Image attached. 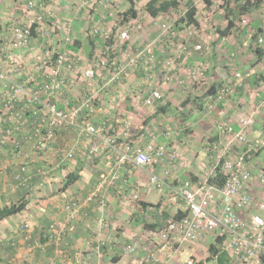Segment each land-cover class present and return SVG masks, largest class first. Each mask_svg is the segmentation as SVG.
<instances>
[{
    "label": "built area",
    "instance_id": "1",
    "mask_svg": "<svg viewBox=\"0 0 264 264\" xmlns=\"http://www.w3.org/2000/svg\"><path fill=\"white\" fill-rule=\"evenodd\" d=\"M104 1L114 0H85L81 4L92 9L95 4L104 5ZM189 2L196 10L195 17L207 6L205 0H186L183 8H179L173 18H153L146 13L148 17L158 19V27L142 41H139V34L145 26L144 16L139 13L135 17L124 16L113 5L109 8L104 5L110 10L106 12V16L109 14L112 21L108 26L99 24L92 28L91 34L100 40L94 42L87 66L79 68L78 55L65 50L64 45L73 42L70 25L65 24L67 30L63 42L59 41L55 46L48 44L32 55L35 71L30 72L21 61L13 57L19 50L29 48L38 35L37 32L51 35L57 22L53 20L49 27H43L46 18L53 19L55 16L50 9L49 0H26L25 11L33 15L28 24L8 22L0 26V79L4 82L0 92L3 109L0 145L11 142L15 148H19L20 142L12 137L14 132L22 130L25 116L31 114L35 117L29 127L32 150L35 153L48 152L58 134L69 127L75 128L77 137L92 140L83 149L80 156L83 161L112 153L111 169L102 178V184L118 179L119 170L124 167L147 169L157 166L163 160V147L151 141L139 145L132 137L131 123L113 113L118 103L114 102L109 107L105 105L110 103L108 98L118 90L128 75L141 68L144 70L143 82L136 97L145 106H154L162 101L159 84L178 81L186 89L203 87L206 83L204 73L207 65L203 61L187 65V60L194 53H204V43L209 42L211 37L210 34L206 38L198 34L202 24L196 26L187 21L185 14ZM210 2L209 9H203V21L200 19L209 23V26L212 25L215 14L224 12L227 0ZM236 24L245 26L248 19L243 16L242 20H236ZM33 25L34 31H37L34 36L31 34ZM187 33L200 36L202 40L191 41V37L186 36ZM257 42H262L261 36ZM240 75L236 71L231 79H223L214 84V94L206 96L208 102L205 106L208 111L233 94L234 87L241 85ZM71 88H78L80 92L74 99L68 95ZM113 100L116 101L115 97ZM103 106L111 109L110 117L97 126L92 117L96 109ZM251 122V118L242 119L239 131L233 136L242 142L245 150L235 158L224 159L220 164L219 169L225 176L222 187L210 185L206 179L197 182L184 180L178 186L170 185L157 173L148 174L152 186L159 191L167 187L171 195L178 197L188 209V216L181 223H172L167 229L155 231L161 253L167 255L172 252L171 242L199 244L203 241V236L209 234L213 241L216 237L222 238L221 248L232 257V264H261L264 256V190L260 191L263 195L261 197H256L250 191L252 176L247 163L251 155L264 146V140L247 141L243 129ZM115 126L120 130L116 131ZM225 128L230 130L227 124ZM73 142V145L62 146L56 151L61 159L70 160L75 157L78 140ZM49 173L50 170L47 169L39 171L43 177ZM211 173L214 174L212 170ZM15 179L20 185L26 186L31 176H24L21 170L15 174ZM258 179L264 184V171H260ZM261 187L264 189V186ZM93 195L94 193L90 194L89 200ZM132 198L138 200L137 194L133 193ZM80 207L78 201L71 199L64 204L63 209L67 212L68 219L74 220ZM49 230L50 239L56 242L61 239L62 231L55 224ZM141 245L139 238L134 239L126 244L124 252L133 254ZM194 263L193 258L186 261V264ZM141 264L163 262L150 253ZM203 264L212 263L205 256Z\"/></svg>",
    "mask_w": 264,
    "mask_h": 264
},
{
    "label": "crops",
    "instance_id": "2",
    "mask_svg": "<svg viewBox=\"0 0 264 264\" xmlns=\"http://www.w3.org/2000/svg\"><path fill=\"white\" fill-rule=\"evenodd\" d=\"M78 1L52 0L49 5L52 9L56 5L54 9L55 20L60 30V33H58L61 34L55 39V42L56 40L63 42L67 30L65 24H69L72 41H76L77 44L80 42V47L75 51L79 57L78 64L85 66L90 63L94 42L100 40L99 37H96L94 41L92 40L93 43L91 42L90 39L94 37L91 34V29L99 24L108 26L112 21V17L109 14V16H106L110 10L103 6H94L90 14L86 15L85 11L89 12V10L82 4V7H77V4L74 3H78ZM132 1L136 3V0ZM119 3L120 5L115 7L118 11L119 9L117 8L119 6L121 10H126L130 5L126 0H119ZM8 8L9 11H5V6L0 0V23L2 24L6 23V21L13 22L18 16V7H16L15 2ZM135 8H137L136 4ZM260 11H263V9H259L257 16L254 15L253 17L252 23L254 25L255 23H260L258 18L260 17ZM196 19L199 24H202L201 16L197 15ZM220 23H222V20H219ZM224 26L221 27L223 28ZM221 38L215 40L214 43L221 45L222 41H224L223 39H225ZM227 42L225 46L227 50H231L233 41L232 43L229 40ZM41 43L42 39L38 37L37 42L33 43L34 45H30L27 49L19 50L13 59L21 61L24 68L34 72L33 56L36 53L34 51L39 49ZM204 58L205 56L194 53L188 58L187 65L199 61H203L207 65L204 73V81L206 83L203 85V92H200V94L208 96L207 91L210 86L214 85L215 78L222 76L212 75L208 68L207 60ZM142 73L144 72L135 71L128 75L126 80L119 85L118 90L108 98L110 103L105 106L109 107L114 102L118 103L117 108L121 109L123 118L127 119L131 125H134V128H131V134L135 133L133 138H136L137 143L143 145L151 141L163 147V160L157 166L148 167L147 169H138L132 166L124 167L119 170L118 179L112 183L102 184V178L111 169L112 153L98 156L92 162H89L90 165H84L79 161V157L82 155L83 149L92 140L79 137L75 157L70 160L61 159L56 151L62 146L73 145V141L78 139L75 128L69 127L58 134L57 138L51 143L48 152H40V155L37 156L38 154L32 150L31 144L32 138L29 127L32 121L35 120V117L31 114L25 116L23 119L25 124L22 130L14 132L12 137V139L20 142V147L15 148L11 142L0 145V209L17 202L21 198L26 200L23 210L0 221V264H141L146 259L147 254L150 253L159 258L163 264H186L189 258H193L195 261H202L205 256H208L207 246L213 241L212 236L209 234H205L203 241L199 244H188L181 241L171 242L172 252L167 255L163 252L161 253L162 250L159 248V241L155 231L143 228L134 218L130 219L131 215L138 211V205H134L132 202L134 200L132 194L136 193L138 200L150 203L160 202L161 207L170 214L175 212V210H183L184 203L181 200L176 203L174 196L168 193L167 187L160 191L157 190L147 180V174L155 172L163 177L167 184L174 185L178 184V181L186 175V172H189L188 169L202 170L200 167L208 163L206 160L202 159L203 164L197 166L193 164V161H198L196 146L190 142L194 130L191 132L184 131L185 134L183 133V135L180 127L184 128V123L199 122L205 115L211 114L216 108L223 107L221 110H224L225 102L221 103L220 107L217 103L211 111H208L206 107L201 110L188 103L183 105V100L178 106L180 109H187L189 116L186 117L187 113L181 114L182 112H180L178 118H176L185 119L184 123L181 122L182 124L180 123L178 129L176 128V122L171 123L170 129L168 126H163L160 122L162 121L160 117L164 113L158 108L163 107L167 112L172 110L173 98L179 93L184 94L183 89L185 87L180 83H178L179 86L176 83L171 85L159 84V89L162 92V101L154 106H145L140 104L136 97L142 86ZM3 83V80L0 79V92L3 90ZM185 91L188 93L193 92L196 96L199 94V92L195 93L194 88ZM79 94L78 88H71L68 93L72 99ZM113 97H115L116 101L113 100ZM203 100L208 102L207 97H203ZM170 101L172 104H170ZM57 105L61 108L60 103ZM107 107L103 106L96 109L92 117L95 125H100L102 121L110 117L111 109ZM230 111L233 114L239 112L238 107L232 108ZM254 112L258 113V110L256 109ZM257 113L253 114V120L255 119L254 115L257 120L260 117L264 118V112ZM118 117L122 118V116ZM2 118L3 109L0 98V121H2ZM225 120L227 119L218 122L215 127L218 130L226 129L225 123L227 121L224 122ZM3 123L6 124L5 122ZM227 125L229 126L228 128L236 130L239 124L238 122L233 124L228 122ZM116 126H119V124ZM116 126L115 130H120ZM201 126L202 124H200ZM135 130L137 131L135 132ZM219 133L217 130L215 131L217 140L224 136ZM186 135L189 137H186ZM188 144H190L189 149L193 153L188 155L193 157L191 162H187V156L181 155L182 153L179 151V148H184ZM183 152L185 151L183 150ZM258 157L254 153L248 161V167L252 168L253 172L256 170L262 171L258 166V163H260ZM41 169L50 170L49 175L46 177L41 176L39 174ZM21 170H23L24 176H31L26 186L20 185L15 179V174ZM71 172L78 173V177L68 187L61 190V186L66 180V174ZM249 188L253 194L258 195L262 187L261 185L258 186L255 180H251ZM91 193H94V195L89 200L88 197ZM71 199L81 204L79 213L76 214L74 220H69L67 212L63 209L64 204ZM142 212H144V216H142ZM149 213L151 211L145 212L141 210L138 213L139 216H137L150 221L152 215ZM242 213L246 212L242 211ZM53 224L62 231V237L57 242L49 238V228ZM70 225H72V228ZM137 238L141 240L142 245L135 253L126 254L124 252L126 244ZM153 239L155 243H153ZM209 262L217 264L215 259H211Z\"/></svg>",
    "mask_w": 264,
    "mask_h": 264
},
{
    "label": "rangeland",
    "instance_id": "3",
    "mask_svg": "<svg viewBox=\"0 0 264 264\" xmlns=\"http://www.w3.org/2000/svg\"><path fill=\"white\" fill-rule=\"evenodd\" d=\"M1 1L3 2V5L5 6V11H9V8L11 9V7L8 8V6H10L13 2H15L16 7H18V10H17L18 16L15 20H13V22L20 24V25H27L28 24L29 19L33 15L28 14L25 11L26 0H1ZM51 1L52 0H49V4L51 3ZM83 1H85V0H79L78 3H74V4H77V7H80L81 2H83ZM131 1L132 0H126V2L129 4L131 3ZM147 1L148 0H136V3H134L132 1L134 4H136L138 13L141 16L145 17V26L143 28V31L139 34L140 35L139 41H142L145 37L148 36V34L154 33L156 31V28L158 27L157 26L158 25V19H152L146 15V11L144 10V5ZM8 2H9V4H8ZM177 2H178V5H177L176 9H171L170 12L164 13L163 15H160L159 19L175 17L178 13V9L183 8V6L185 5L186 0H177ZM242 2H244V0H228V7L231 6L230 8H233L236 12L234 14V18L236 20H238L240 18V16H238L240 14L238 7H239V5L242 4ZM104 5L108 6L107 8H109L111 5H113L114 7H118V5H120V3H119V0H114L112 2L111 1L110 2L104 1ZM104 5L102 3L100 4V6H104ZM85 6L87 7V10H89V12L85 11L86 12L85 14L89 15L90 11L92 9H90L88 5H85ZM207 6H209V3H207ZM206 7H204V8H206ZM53 8L55 9L56 5ZM261 8L263 9V11H260V17H258V18L260 19L259 24L261 25L262 30L260 31V33L257 36V37L261 36V38H262L261 43L251 42L254 29H253V27L251 28L250 26H246L247 28L246 27L245 28L247 30L245 29V31H242V32L238 33L237 35H235L233 33H229L227 36H224L223 38H225V39H223L224 41H222L223 45L222 44L221 45L215 44L214 43L215 40L218 39V37L215 35L217 33L216 27L219 26L220 28H222L221 26H224L225 24H227V20L224 17V12L222 14H215L213 17V20H212V25H210V26H209V23L206 24V23L202 22V26H201L200 30L198 31V34L203 35L204 38L207 37L206 36L207 34H210L211 39L209 42L204 43L205 49H204V53H202V55L205 56L204 59L207 60L206 62L208 63V66H209L208 68L211 71V74L215 75V76H217V75L222 76V77L217 78V79L215 78V82H219L223 79H231L232 73H234L236 71L240 72V74H241L240 75L241 85L238 87H234L233 94L225 102L224 110H221L223 107L216 108V110H214L211 114L205 115L204 116L205 119L203 118L202 120H199V122L194 121V122H191L190 124L184 123L185 119H180V118L177 119V118H178L180 112H182L181 114L187 113L186 117L189 116L188 115L189 112L187 109H185V110L180 109L178 105L180 102H182L186 98V96L188 94H190L192 96H196L193 92L188 93L185 91L187 89L190 90L189 88H187V89L184 88L183 89L184 94L179 93L178 95H176V97L173 98V101H172L173 102V107H172L173 109L169 110L168 112L163 111L164 114L160 117V119L162 120L160 122L163 124V126H165V127L168 126V128H170V129H171V123L176 122L175 123L176 128L178 129L180 127V123L183 122L185 124V125H183L185 129L182 126L180 127L182 129V131H181L182 134L184 133V131L185 132H188V131L191 132L194 130V132H192L193 134L190 133L193 135L190 142L192 144L194 143L196 146L198 161L195 162V161H193L192 156H188L189 153L192 152V150L189 149L190 144H188V146H184V148H179V151H180V153H182L181 155L187 156L186 157L187 162L193 161V164L195 166L203 164L201 161L202 159H204L208 162L207 164H203L204 166L201 165L200 168H202V170H200V171H198L197 169H191V170L188 169L189 172L194 173L196 176H198L200 178H205L207 176V174L210 172L212 166L218 160H221V159L224 160L227 158H230V159L235 158L238 154H241L245 150V146L242 144V142H240L237 138L233 137L234 134L236 132H238L240 129L242 119H247V118L252 119V122L250 124H247L245 126V128L243 129L245 138L247 139L248 142H251L254 140H264V122H263L264 118L260 117L257 120V117H255V115H254L255 119L253 120V114L257 113V112H254V111H256V109L258 110V113L264 112V56L259 58V57H257V54L255 52V49L257 47L264 50V22H263V20H264V1L259 6V9H261ZM50 9L53 11V14H54V9H52V7H50ZM117 9H119V11L116 10L118 13L124 12V10H121L120 6ZM203 9L201 11H199V14H198L199 16H201L202 21H203L202 17L204 16ZM258 10L245 14V17L248 19L249 22L252 23L253 17H254V15L257 16ZM118 16H119V14H118ZM231 17H233V14ZM53 20H55V16L53 19L46 18L44 20L43 27L44 28L49 27ZM219 20H222V23L219 24ZM8 22L9 21H6V23H3V24L0 23V25L1 26L6 25ZM249 22H248V24H249ZM213 27H214V29H213ZM53 28H52L53 31L51 32V35H49V36L44 35V34L42 35V33H39L35 30L38 35L31 42V45H34L33 43L34 42L36 43L38 40V37H39L42 39V43H41L38 50H40L42 47L47 46L48 44H50L51 46H55L58 42L57 40L55 42V39L58 38V36L61 34H59L60 30L58 29V27L56 25H54ZM36 29H37V26H36ZM186 36L194 37L195 35L194 34L188 35V33H187ZM203 36H201V38H203ZM197 38L200 39V36H197ZM220 39H222V38H220ZM200 40H202V39H200ZM228 40L231 43L233 41V45L231 46L232 47L231 50H227V48L225 46V43H228L227 42ZM38 50H36L34 52H38ZM207 53H209V54H207ZM258 58L260 60H258ZM80 62H82V61L80 60ZM87 65H85V66H87ZM85 66H83L82 64H78V67L81 69L84 68ZM174 83H176L177 86H179L178 81H174L171 84H174ZM171 84H168V85H171ZM77 85H79V84L77 83ZM194 91H195V93L199 92V94H197V95H201L200 92L201 93L203 92V87L201 89H194ZM172 102L170 101V104H172ZM235 107H238L239 112H235V114H233L230 110L232 108L235 109ZM120 110H121L120 108H115V109H113V113L116 114V116H122V118H123L124 116L122 114V111H120ZM260 110H262V111L260 112ZM123 119H125V118H123ZM224 119H227L224 122L227 121V123L229 122L231 124L238 122L239 125H238L237 129L236 130H233V129H230V130L229 129H224V130L220 129V130H218L217 127H215V126L218 125V122H222V120H224ZM256 122H257V124H256ZM227 123H225V124H227ZM200 124H202L201 127H200ZM133 126L134 125L132 124V127ZM216 130L218 132H220L219 134L224 135V136L220 137L219 140H217V137L215 134ZM136 131L137 130H135V132ZM134 135H135V133L132 136H134ZM186 137H189V136L186 135ZM77 138H78L77 140H79V137H77ZM80 138H82V137H80ZM135 139L136 138H134V140ZM259 149L257 150L258 152H256V154L259 156L258 158L260 160V163H258V166L260 169H262V171H264V155H263L264 149H261L260 151H259ZM183 150L185 152H183ZM37 154H38L37 156L40 155L39 153H37ZM191 154H193V153H191ZM170 157H171V155H170ZM94 158H92L88 161H82L79 157V161L84 165L85 164L90 165L89 162H92V160ZM247 165H248V163H247ZM249 170H251L250 171L251 176H252L251 180H255L258 183V186L259 185L264 186V184H261L259 179H258V174L260 172L258 170L253 172L252 168L251 169L249 168ZM186 174H188V172H186ZM147 178H149L148 174H147ZM180 182H181V180L178 181V184L176 183L174 185L178 186L180 184ZM261 190H264L263 187L261 188ZM168 193L171 194L169 191H168ZM255 196L261 197L263 195H261V193H260V195L255 194ZM174 198H175L176 203L179 202L178 197H174Z\"/></svg>",
    "mask_w": 264,
    "mask_h": 264
},
{
    "label": "trees",
    "instance_id": "4",
    "mask_svg": "<svg viewBox=\"0 0 264 264\" xmlns=\"http://www.w3.org/2000/svg\"><path fill=\"white\" fill-rule=\"evenodd\" d=\"M205 1L207 3H209V6H210V3H211L210 0H205ZM263 1L264 0H244V2H242V4L239 5V7H238L239 13H240L238 16H240V19L242 20V17L245 16L246 13H250V12H254V11L258 10L260 4L263 3ZM177 5H178L177 0H148L144 5V10L146 11V13L149 16L155 18V17H160V15H163L164 13L170 12L171 9H176ZM187 6H188V11L185 14L187 21L193 25L198 26L199 22L197 21V19L195 17V14H196L195 8L193 6H191L190 2L187 3ZM209 6H207L206 8L209 9ZM230 7H228V0H227L226 6L224 9V17L227 20V24L223 28H220L219 26H218L219 28L216 27L217 37L221 38V37L227 36L229 33H233V32H234L233 34L237 35L238 33L245 31V29L247 28L246 26H250L251 28L253 27V29H254L251 42L258 43L257 42V39H258L257 36L260 33V31L262 30L261 25L259 23H255V25H254L253 23H251L249 21H248L249 24H246L245 26H240V25L236 24V19L234 18V14L236 12L233 8H230ZM231 13L233 14V17H231L232 16ZM122 14L124 16L135 17L138 14V10H137V8H135V4L133 2H131L129 7ZM35 33L36 32L34 31V25H33V27L31 28V34H33V36H34ZM96 37L94 36L93 38L90 39L92 43ZM199 40L200 39H198L197 36L191 37V41H199ZM78 44L76 41H73V43H70V44L68 43L67 45H64V48L67 51L70 50V51L75 53V51L80 47V42ZM255 52L257 54V57H259V58L264 56V50H262L259 47H257L255 49ZM196 54L202 55V53H196ZM259 58H258V60H260ZM143 71L144 70L142 68L140 70H138V72H143ZM136 72H137V69H136ZM214 84L216 85L217 82H215ZM203 97H206V94L197 95V96H192V95L188 94L182 103H183V105H186L188 103L189 105L196 106L197 108H200L202 110L203 108L205 109V107H206L205 105L207 103V102H205V100H203ZM229 97H227L226 100ZM226 100L224 99L223 101H220L218 103L219 107L222 105L221 103L226 102ZM158 109L161 111H166L163 107H160ZM261 149H264V146L262 148H260L259 151ZM256 152H258V151H256ZM95 158H97V157H95ZM222 161H223V159L218 160L212 166L211 170H212V172H214V174L211 173V170H210V172L207 174V176L205 178H200V177L196 176L194 173L188 172V174H186L181 179V182L184 180H190L192 182H197L200 179L201 180L206 179L208 184L214 185L216 187H222L224 179H225L224 174L219 169ZM77 177H78V173H76V172H71V173L66 174V180L62 184L61 190L65 189L71 183H73ZM132 202L134 203V205L135 204L138 205V211L134 212L131 215L130 219L134 218L138 224L140 223L143 228H145L149 231H159L162 229L163 230L167 229L168 226L171 225L172 223H181L183 221V219L186 218V216H188V209L185 206H184L183 210H175V212L170 214L169 212H167L165 209H163L161 207L160 202L150 203V202H146L143 200H133ZM25 205H26V200L24 198H21L13 204L2 207L0 209V221L2 219L6 218L7 216H10V215H13V214L20 212L21 210L24 209ZM160 208H161V210H160ZM141 210H143L145 212L151 211V213H149L152 215L150 221L145 220V218H143V217H140V218L138 217L139 216L138 213ZM143 213L144 212H142V216H144ZM221 241H222L221 237H216L214 239V241H212L208 244V246H207L208 256L206 257V260L210 261L211 259H215L217 264H232V262H231L232 257L229 256V254L226 251L222 250V248H221ZM194 264H203V260L202 261L201 260L195 261ZM261 264H264V256L262 257Z\"/></svg>",
    "mask_w": 264,
    "mask_h": 264
},
{
    "label": "water",
    "instance_id": "5",
    "mask_svg": "<svg viewBox=\"0 0 264 264\" xmlns=\"http://www.w3.org/2000/svg\"><path fill=\"white\" fill-rule=\"evenodd\" d=\"M214 91H215V86L212 85V86H210V88L208 89L207 93H208L209 95H213V94H214Z\"/></svg>",
    "mask_w": 264,
    "mask_h": 264
}]
</instances>
